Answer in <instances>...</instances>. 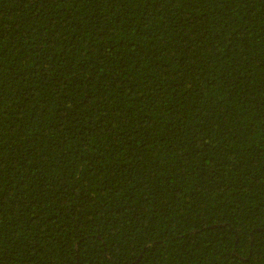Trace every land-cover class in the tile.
Returning <instances> with one entry per match:
<instances>
[{
    "label": "trees",
    "instance_id": "obj_1",
    "mask_svg": "<svg viewBox=\"0 0 264 264\" xmlns=\"http://www.w3.org/2000/svg\"><path fill=\"white\" fill-rule=\"evenodd\" d=\"M0 264H264V0H0Z\"/></svg>",
    "mask_w": 264,
    "mask_h": 264
}]
</instances>
